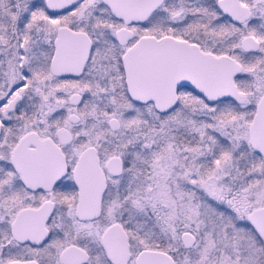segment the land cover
<instances>
[{"label":"flooded vegetation","instance_id":"af4514ba","mask_svg":"<svg viewBox=\"0 0 264 264\" xmlns=\"http://www.w3.org/2000/svg\"><path fill=\"white\" fill-rule=\"evenodd\" d=\"M135 47L139 101L123 64ZM202 56L239 66L242 103L183 81ZM243 72L264 78V0H0V264H204L166 201L173 186L261 247L253 209L239 220L258 174L264 194ZM243 115L246 139L217 126Z\"/></svg>","mask_w":264,"mask_h":264},{"label":"rangeland","instance_id":"374dc122","mask_svg":"<svg viewBox=\"0 0 264 264\" xmlns=\"http://www.w3.org/2000/svg\"><path fill=\"white\" fill-rule=\"evenodd\" d=\"M246 74L241 73L236 81L238 87L241 86V88L239 87L240 91L245 93L246 99L251 103L250 106L254 108L257 98L264 93V78L262 79L260 76L261 73H249L251 79ZM257 74H259V78H257ZM262 75L264 74L262 73ZM252 80H255V83L251 82ZM247 100L244 103L245 106L249 105ZM220 112L224 113V110ZM217 126L226 130L241 128L242 134L245 135L244 139H246L248 123L245 122L244 115L233 120L219 122ZM255 172L257 173V170ZM260 178L261 176L258 174L251 184L250 194L246 193L243 196L246 198V201L242 202L246 211L243 218H239V220L242 219V222L246 221L245 215L251 209L264 204ZM165 196H167L166 201L175 216L179 214L181 218H184L183 223L189 225L190 230L197 235L198 244H194V246L199 248L204 264H264V250L262 246H259L250 230L240 223H233L231 216L215 211L212 203L207 199H192L174 186L169 188L168 194ZM220 206L228 208L223 203H220ZM181 218L179 220H182ZM244 224L246 223L244 222Z\"/></svg>","mask_w":264,"mask_h":264},{"label":"water","instance_id":"95a60500","mask_svg":"<svg viewBox=\"0 0 264 264\" xmlns=\"http://www.w3.org/2000/svg\"><path fill=\"white\" fill-rule=\"evenodd\" d=\"M137 48L140 47H135L124 57L123 64L129 79L127 81L128 93L131 98L139 101L142 96L149 97V83L147 77L143 76L146 72L137 67L138 55H134ZM242 48L256 50L257 47L251 39L245 38L242 41ZM147 58V56H140L141 66L149 65ZM238 71L239 66L226 57L202 56L199 58V65H189L183 81L198 89L204 97L210 100L229 97L237 103H242L244 96L236 91L232 83V76ZM24 141L25 139L16 148L13 160L20 156V148L25 144ZM248 142L253 151L264 157V94L255 103L248 126ZM247 221L260 239L264 250V207L253 209L248 214ZM182 239L186 247L190 246L192 237L189 234H183Z\"/></svg>","mask_w":264,"mask_h":264},{"label":"trees","instance_id":"16d2710c","mask_svg":"<svg viewBox=\"0 0 264 264\" xmlns=\"http://www.w3.org/2000/svg\"><path fill=\"white\" fill-rule=\"evenodd\" d=\"M239 76H241V74H239ZM239 87L241 88V86H239ZM247 108H248L247 113H249V115H250L253 111V106L248 105ZM235 111L237 112V110H235Z\"/></svg>","mask_w":264,"mask_h":264}]
</instances>
